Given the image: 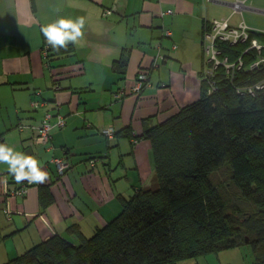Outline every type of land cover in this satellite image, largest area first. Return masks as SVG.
<instances>
[{"label":"crops","instance_id":"obj_1","mask_svg":"<svg viewBox=\"0 0 264 264\" xmlns=\"http://www.w3.org/2000/svg\"><path fill=\"white\" fill-rule=\"evenodd\" d=\"M232 2L0 0V132L5 145L33 156L48 173L45 183H31L24 197H13L9 191L18 183L8 164L0 162V264L54 235L78 242L69 234L70 225L92 235L121 211L122 197L155 185L151 143L138 137L144 120L161 122L199 99L206 22L229 18L237 24L245 10L262 12L245 0L243 14L234 13ZM106 9L112 13L104 16ZM61 17H83L85 25L75 44L57 52L50 50L41 28ZM125 51L129 62L120 74L114 63ZM158 52L145 92L116 99L115 92L129 90ZM33 99L46 104L35 108ZM47 111L66 121L56 126L64 129L55 131L53 149L35 141ZM105 126H112L114 139L102 135ZM93 156L103 157L95 167L87 161ZM53 157L70 162L66 174H58ZM44 186L54 202L42 210ZM224 253L217 254L218 263L234 264Z\"/></svg>","mask_w":264,"mask_h":264},{"label":"trees","instance_id":"obj_2","mask_svg":"<svg viewBox=\"0 0 264 264\" xmlns=\"http://www.w3.org/2000/svg\"><path fill=\"white\" fill-rule=\"evenodd\" d=\"M210 22L201 33L199 99L161 122L151 124L152 118H146L144 133L138 136L151 143L155 185L122 197L121 211L92 235L70 225L69 234L78 242L54 235L2 264H178L245 246L251 249V264H264V90L255 95L237 91L263 80L264 70L250 71L251 53L242 54L247 44L225 46L222 50L232 60L239 55L245 67L233 81L219 69L216 88L210 91L203 74V35ZM47 45V52L49 47L57 52L65 49ZM159 54L142 94L150 84L151 70L158 66ZM128 62L129 51H125L114 63L115 70L124 74ZM0 144H5L1 132ZM102 159L93 156L87 161L95 167ZM64 160L66 174L70 162ZM223 167L230 170V186L247 203L245 207L229 202L212 179ZM30 184L25 180L10 191ZM39 199L42 210L54 202L49 187L41 188Z\"/></svg>","mask_w":264,"mask_h":264},{"label":"built area","instance_id":"obj_3","mask_svg":"<svg viewBox=\"0 0 264 264\" xmlns=\"http://www.w3.org/2000/svg\"><path fill=\"white\" fill-rule=\"evenodd\" d=\"M233 11L235 13H243L245 7V0H234L232 2ZM172 11H166L165 13H171ZM112 13L111 9H106L104 11V16L110 15ZM203 35V48H204V80L210 84V91L215 89V78L218 74V70L222 69L229 77L231 81L235 79L237 75L244 69L245 62L239 57L234 60L222 50L225 46L232 47L236 43L247 44V46L242 51V54L251 53L252 62L249 65L250 71H256L260 68L264 70V31L250 27L245 19L242 17L241 21L237 24H232L229 18H219L214 19L209 23V28L205 29ZM167 35H170L169 30L166 31ZM255 42V46L254 43ZM47 54V50H45ZM236 54V52H235ZM241 54V55H242ZM160 56V54H159ZM157 65V64H156ZM155 65V66H156ZM149 69H142L139 72V76L135 78L132 87L129 90L126 88L118 89L114 97L116 99H124L127 95H138L140 96L146 86V81L148 79ZM264 90V79L251 85L240 87L237 89L240 94H250L255 95L258 91ZM45 101L33 100L32 106L38 107L45 105ZM55 117V122L52 118ZM66 125L65 118L62 115H53L51 111L45 113L42 119L41 125L38 128V135L35 141L38 144L47 145V149H53L51 144L52 136L50 134L54 127H64ZM101 133L107 138L114 139L115 134L112 126H105L101 128ZM51 161L54 163L58 174L63 175L68 163L64 158L53 157ZM29 182V181H28ZM30 183V182H29ZM28 186L24 185L18 190L10 191L12 196L22 195L27 192Z\"/></svg>","mask_w":264,"mask_h":264},{"label":"clouds","instance_id":"obj_4","mask_svg":"<svg viewBox=\"0 0 264 264\" xmlns=\"http://www.w3.org/2000/svg\"><path fill=\"white\" fill-rule=\"evenodd\" d=\"M84 25L83 17L75 20L61 17L43 26L41 31L47 43L58 50L67 47L69 43L75 44L83 36ZM253 43L255 46V42ZM0 162L8 164L9 171L14 175L17 183L27 180L30 183L43 184L48 180L47 171L42 168L37 159L31 155L15 152L13 148L5 144H0Z\"/></svg>","mask_w":264,"mask_h":264},{"label":"rangeland","instance_id":"obj_5","mask_svg":"<svg viewBox=\"0 0 264 264\" xmlns=\"http://www.w3.org/2000/svg\"><path fill=\"white\" fill-rule=\"evenodd\" d=\"M248 4H250L252 7L262 10V12L257 14L252 13L254 15H250V13L247 10H245L243 15V17H245L244 19L246 20L247 24L250 27L264 31V0H248ZM53 122H55V120ZM63 129L54 127L50 132L52 136L51 144H53L55 148L56 145L54 144V139H53L54 133L57 130H63ZM212 179L214 180L216 185H218L219 189L221 190V192H223L225 198L229 202L236 204L238 208L246 206L247 203L243 200L238 199L237 198L238 193L230 186V180H231L230 170L227 167H223L219 171L213 173ZM230 251L237 252L236 257H234ZM223 252L225 253L229 252L228 258H224V259H229V261H232L234 264H251L254 260L250 247L245 246V247L225 249L219 251L218 253H209L197 258L182 260L178 262V264H197V263L207 264L205 260L208 258H215V260H213V264H219L218 263L219 259H217V254H223Z\"/></svg>","mask_w":264,"mask_h":264}]
</instances>
